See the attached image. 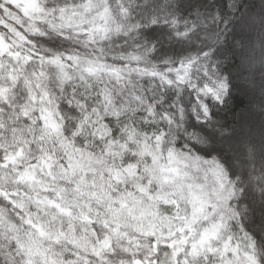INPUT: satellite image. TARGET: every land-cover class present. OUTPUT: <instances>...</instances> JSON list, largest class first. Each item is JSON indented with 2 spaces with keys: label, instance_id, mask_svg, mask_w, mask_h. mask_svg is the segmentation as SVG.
I'll return each instance as SVG.
<instances>
[{
  "label": "snow or ice",
  "instance_id": "6c2138e0",
  "mask_svg": "<svg viewBox=\"0 0 264 264\" xmlns=\"http://www.w3.org/2000/svg\"><path fill=\"white\" fill-rule=\"evenodd\" d=\"M0 264H264V0H0Z\"/></svg>",
  "mask_w": 264,
  "mask_h": 264
}]
</instances>
